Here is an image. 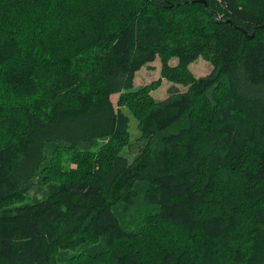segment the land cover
Masks as SVG:
<instances>
[{"label": "trees", "instance_id": "trees-1", "mask_svg": "<svg viewBox=\"0 0 264 264\" xmlns=\"http://www.w3.org/2000/svg\"><path fill=\"white\" fill-rule=\"evenodd\" d=\"M263 25L264 0H0V264H264ZM157 57L186 91L132 92Z\"/></svg>", "mask_w": 264, "mask_h": 264}, {"label": "rangeland", "instance_id": "rangeland-1", "mask_svg": "<svg viewBox=\"0 0 264 264\" xmlns=\"http://www.w3.org/2000/svg\"><path fill=\"white\" fill-rule=\"evenodd\" d=\"M177 63L176 59H171L168 64L170 66H174ZM190 73L194 78L205 77L210 74L212 70V66L209 62L199 58L193 63L189 65ZM162 63L160 59L157 57L155 61L143 66L139 71L136 72L134 80H133V88L132 92L138 91L145 87H152L149 91V96L152 97L155 101H161L166 99L169 96V89L173 86L178 88L180 92L186 91V87L176 85L162 75ZM120 95L114 94L110 96V100L112 104L116 107V109L121 110L129 119L128 122V133H129V142L131 144V148L127 149V147L123 148L121 151V155H125L128 160H132L135 154L131 153V150L137 149L133 148L134 146L139 145V129H138V119H136L132 113L129 111L126 105H118ZM103 142L98 141L96 147H93L91 151L96 152L98 148L101 146ZM133 148V149H132ZM62 168L63 170H70L75 167V164L70 162V156L68 153L63 154L62 157ZM46 186H37L33 188L27 194V198L25 202H32L34 199H39L45 192Z\"/></svg>", "mask_w": 264, "mask_h": 264}, {"label": "water", "instance_id": "water-1", "mask_svg": "<svg viewBox=\"0 0 264 264\" xmlns=\"http://www.w3.org/2000/svg\"><path fill=\"white\" fill-rule=\"evenodd\" d=\"M261 29H264V25H263V26H261ZM254 32H255V30H253V33H252V35L254 34Z\"/></svg>", "mask_w": 264, "mask_h": 264}]
</instances>
